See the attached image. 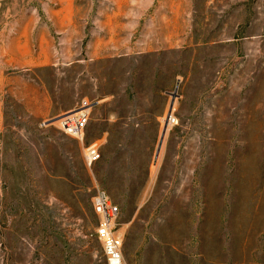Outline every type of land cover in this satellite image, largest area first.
I'll return each mask as SVG.
<instances>
[{
  "label": "rangeland",
  "instance_id": "1",
  "mask_svg": "<svg viewBox=\"0 0 264 264\" xmlns=\"http://www.w3.org/2000/svg\"><path fill=\"white\" fill-rule=\"evenodd\" d=\"M73 1L58 65L0 69V264H107L97 188L120 209L123 264H264V0L126 4L153 29L99 54L114 5ZM49 2L0 0V28ZM84 98L81 143L55 121Z\"/></svg>",
  "mask_w": 264,
  "mask_h": 264
},
{
  "label": "crops",
  "instance_id": "2",
  "mask_svg": "<svg viewBox=\"0 0 264 264\" xmlns=\"http://www.w3.org/2000/svg\"><path fill=\"white\" fill-rule=\"evenodd\" d=\"M49 1L50 6L45 12L25 14L26 22L11 24L10 28L7 25L0 28V69L58 65V40L68 42V29H72L75 33L71 35V39L78 37L79 16L74 11L73 0L66 2L67 5L71 4L70 12L65 10L67 8H63V0ZM58 3L61 7L59 9ZM111 3L114 5L111 9L112 13L104 12L101 20L103 38L97 39L93 45L96 54L105 53L117 46L119 48L123 43L121 37L124 36V44L128 42L130 44L131 39L128 40L127 37L137 39L142 37L144 30L148 31L152 28L144 24L142 9L138 8L137 11L134 7L133 11H127L125 7L126 4L131 3L141 5L142 0H111ZM3 15L7 16V14ZM58 32L63 35L61 38H58Z\"/></svg>",
  "mask_w": 264,
  "mask_h": 264
},
{
  "label": "built area",
  "instance_id": "3",
  "mask_svg": "<svg viewBox=\"0 0 264 264\" xmlns=\"http://www.w3.org/2000/svg\"><path fill=\"white\" fill-rule=\"evenodd\" d=\"M95 102L82 99L73 109L56 118L59 129L66 135L84 143L85 132L91 120ZM170 120H173L170 117ZM101 158V151L96 143L85 146V161L92 167ZM93 207L98 218L96 236L102 242L107 264H123V237L119 233L118 218L120 209L103 188H97L93 197Z\"/></svg>",
  "mask_w": 264,
  "mask_h": 264
},
{
  "label": "water",
  "instance_id": "4",
  "mask_svg": "<svg viewBox=\"0 0 264 264\" xmlns=\"http://www.w3.org/2000/svg\"><path fill=\"white\" fill-rule=\"evenodd\" d=\"M174 99L176 98V93H174ZM173 105V104H172ZM172 105H171V109H172ZM171 109H170V112H169V114L171 113ZM165 133H166V127L164 128V131H163V133H162V137H161V142H160V147H161V145H162V142H163V140H164V135H165ZM159 147V148H160ZM158 154H159V151H158Z\"/></svg>",
  "mask_w": 264,
  "mask_h": 264
}]
</instances>
